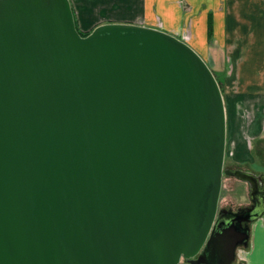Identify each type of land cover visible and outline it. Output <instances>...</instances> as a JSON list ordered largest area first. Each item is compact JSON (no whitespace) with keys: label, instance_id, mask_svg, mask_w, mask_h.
I'll return each mask as SVG.
<instances>
[{"label":"water","instance_id":"water-1","mask_svg":"<svg viewBox=\"0 0 264 264\" xmlns=\"http://www.w3.org/2000/svg\"><path fill=\"white\" fill-rule=\"evenodd\" d=\"M225 147L187 42L119 22L82 36L69 0H0V264H231L264 176L243 217L219 209L223 175L250 181Z\"/></svg>","mask_w":264,"mask_h":264},{"label":"rangeland","instance_id":"rangeland-1","mask_svg":"<svg viewBox=\"0 0 264 264\" xmlns=\"http://www.w3.org/2000/svg\"><path fill=\"white\" fill-rule=\"evenodd\" d=\"M89 2L90 1L76 0L73 1L72 4L70 1L76 26L79 25V27L77 26V29H79L82 33L89 32L93 26L99 24V22L119 19L127 23L132 22L146 26L150 24L152 27L159 28L161 30L169 28V33L187 43L193 41L196 36H198V39L200 37V32L197 31V26L199 25L201 18H203L201 15L203 9H195L196 7H194L188 0H163L161 1V9L156 7L157 9L154 11L151 10L152 13L149 17L140 15L124 16L120 14H111L115 13V11L119 9H122V0L115 1L111 4L109 7H113L112 9L102 11L107 16H100L99 14L86 12V8L90 6L88 5ZM94 2L98 4H105L107 1L97 0ZM147 3H149V1H147ZM171 3L178 6V11L180 10L182 13L181 16L177 17L173 14L175 10H170L172 5ZM84 11L85 13H83ZM177 20L180 24L179 27L171 29L170 26L172 27V24L174 25ZM251 34L252 33L249 32V35ZM214 35L215 32L213 33L212 30L213 40ZM236 37L234 35L230 41L223 42L220 47L222 54L220 51V54L217 52L215 54L216 49L214 47L209 49V53L211 54H208L206 50L207 46L203 50V54L205 58H207V61H205L209 67L212 68L211 70L219 81L225 105L226 148L224 168L239 167L244 170L246 169L252 171L253 173L264 172V75L261 79L257 80H252V78L247 79L250 83H254L253 85L257 86V89L250 93L246 90H242L243 79H241V75L244 76L241 72V68H244L243 73L248 76H252V68L255 66L260 67L261 64L257 63L256 65H252L249 60L253 57L256 59H262L263 57H259L261 53L257 50V54L250 55L252 58L250 57L246 63L242 64L241 60H244L245 51L247 50L242 42L245 37L243 35L239 38L238 36ZM211 41H209L207 36L206 42L209 47L213 44ZM212 55L214 56V60H217V64H214ZM248 191V184L246 182L233 175H223L219 207L235 210L239 206L243 207V205H248ZM261 250L264 252V247ZM247 251L248 249L242 252L239 250L238 258L245 259V253ZM256 251L257 250L255 249L254 253H256ZM238 258L237 262H234L233 264H239Z\"/></svg>","mask_w":264,"mask_h":264},{"label":"crops","instance_id":"crops-1","mask_svg":"<svg viewBox=\"0 0 264 264\" xmlns=\"http://www.w3.org/2000/svg\"><path fill=\"white\" fill-rule=\"evenodd\" d=\"M73 4V1L76 0H70ZM77 1H90L88 5H90L88 8H86V12H91L92 14H99L100 16H107L102 11H105L107 9H112L113 7H109L111 4H113L115 1L119 0H104L107 1L105 4H98L94 1L97 0H77ZM121 2V10L115 11V13L111 14H120L124 16H130V15H140L144 17H149L151 15L152 11L157 9H161V1L163 0H122ZM149 1V3H147ZM172 1V0H170ZM191 2V4L196 7L195 9H203L202 10V17L201 21H199V25L197 26V31L200 32L199 39L198 36H196L193 41L188 42V44L199 54L202 56L204 60L207 61V58H205L203 54V50L206 47V50L209 53V49L211 47H214L215 54L216 52L222 54L221 51V45L223 42H228L230 39L233 38L235 35L238 36H244L245 39L243 42V45L246 47L245 51V57L242 61V64L246 63L247 60L251 57L250 55H255L258 53L257 50L260 51L261 55L259 57H263L262 59H256L255 57H251L252 59L249 60V62L252 65H256L257 63L261 64L260 67H254L252 68L253 74L252 76H248L245 73L242 74L241 79H243V88L242 90H246L247 92H254L257 88V86L253 85L254 83H250L247 79L252 78V80L261 79L264 74V0H188ZM118 3V2H116ZM170 10H175L173 12L174 15L177 17L181 16L182 13L179 10L178 6L173 3H171ZM98 12V13H94ZM85 13V11L83 12ZM90 15V14H89ZM111 16V15H108ZM110 22H119V23H127L125 21L114 19V20H108L106 22H99V24L102 23H110ZM211 22V25L213 26V33L214 40L211 39L209 41L213 42L212 45H207V26ZM129 23V22H128ZM132 23V22H131ZM78 24V23H77ZM87 24V22H86ZM96 24V25H99ZM95 25V26H96ZM179 21L177 20L174 25L172 24L171 29H176L179 27ZM79 27V25H77ZM93 26V27H95ZM147 26H151L148 24ZM152 27V26H151ZM241 29V30H240ZM164 31L168 32L169 28L163 29ZM248 32V33H247ZM249 32L252 33L249 35ZM237 38V37H236ZM206 42V43H205ZM220 51V52H219ZM214 55V53H213ZM212 55V56H213ZM213 62L214 64H217V60H214L213 56ZM219 65V63H218ZM263 68V69H262ZM212 69V68H211ZM249 74V73H247ZM249 243H248V251L245 253V264H264V218H257L254 221L250 223V231H249ZM255 249L257 250L256 253H254Z\"/></svg>","mask_w":264,"mask_h":264},{"label":"flooded vegetation","instance_id":"flooded-vegetation-1","mask_svg":"<svg viewBox=\"0 0 264 264\" xmlns=\"http://www.w3.org/2000/svg\"><path fill=\"white\" fill-rule=\"evenodd\" d=\"M228 169H239L241 171H244V172H248L249 176H250V181L248 180H244V179H240L244 182H246L248 184V198H249V204L248 205H243L242 206H239L237 209L233 210V209H230V208H223V207H219V209H226V210H231L232 212L234 213H237V216H239V218L242 216H244L246 214V212L251 208V207H254V205L257 204V200L259 199V191L258 189L256 188L258 186V182H257V179H260V176H264V172H257V173H253L252 171H249V170H244L242 168H228ZM257 178V179H256ZM264 218V213L261 215V217L259 218ZM243 225L246 224L245 221L242 222ZM250 224V223H249ZM248 243H249V240H248ZM246 249H248V244L246 246H240L237 248V251H236V254H235V259L233 260V262L231 264H233L234 262H237V258H238V251L241 250L242 251H245ZM242 255V253H241ZM238 262L239 264H245V259H239L238 258Z\"/></svg>","mask_w":264,"mask_h":264},{"label":"trees","instance_id":"trees-1","mask_svg":"<svg viewBox=\"0 0 264 264\" xmlns=\"http://www.w3.org/2000/svg\"><path fill=\"white\" fill-rule=\"evenodd\" d=\"M76 23V22H75ZM77 27V26H76ZM78 31H79V33L82 35V36H84V35H86L88 32H85V33H82V32H80V30L78 29ZM207 36H208V39L210 40V39H212V25H211V22H209V24H208V26H207ZM216 80H217V78H216ZM217 82H218V84H219V81L217 80ZM219 87H220V85H219ZM221 89V88H220Z\"/></svg>","mask_w":264,"mask_h":264}]
</instances>
